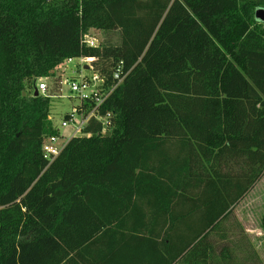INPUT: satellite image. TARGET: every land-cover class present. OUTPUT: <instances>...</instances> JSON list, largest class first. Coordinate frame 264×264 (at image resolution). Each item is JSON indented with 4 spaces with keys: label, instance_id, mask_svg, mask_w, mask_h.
I'll list each match as a JSON object with an SVG mask.
<instances>
[{
    "label": "trees",
    "instance_id": "1",
    "mask_svg": "<svg viewBox=\"0 0 264 264\" xmlns=\"http://www.w3.org/2000/svg\"><path fill=\"white\" fill-rule=\"evenodd\" d=\"M258 8L264 0H0V264H103L117 241L106 236L131 218L135 228L151 218V232L164 221L170 241L146 251L152 264L208 259L213 245L185 232L170 245V230L190 208L205 214L200 237L264 176ZM92 28L120 41L86 45ZM80 57L107 85L122 63L102 105L112 126L92 119L50 162L53 93L36 83H57Z\"/></svg>",
    "mask_w": 264,
    "mask_h": 264
},
{
    "label": "crops",
    "instance_id": "2",
    "mask_svg": "<svg viewBox=\"0 0 264 264\" xmlns=\"http://www.w3.org/2000/svg\"><path fill=\"white\" fill-rule=\"evenodd\" d=\"M261 181H264V176L242 200L231 206L229 216L200 237L193 238V235L203 229L204 225L199 228L197 226L201 217L205 218V214L199 211L190 212L191 209L188 208L187 224H182V229H176L175 232L170 230L173 234L170 245H179L181 239L178 232H185L187 241L193 239L190 245H213L212 253L208 259L202 260V264H264V229L261 226L264 213H260L258 209L264 203V193L258 192ZM133 219L128 221L129 229H125L122 235L114 233L106 236L108 242L115 240L117 234V241L115 246H104L107 257L103 264H152L146 251L151 250L154 245H167L170 241L165 234L163 220L151 232V218L144 220L137 228Z\"/></svg>",
    "mask_w": 264,
    "mask_h": 264
},
{
    "label": "built area",
    "instance_id": "3",
    "mask_svg": "<svg viewBox=\"0 0 264 264\" xmlns=\"http://www.w3.org/2000/svg\"><path fill=\"white\" fill-rule=\"evenodd\" d=\"M90 31V30H89ZM84 43L89 46L98 47L100 44L94 38H88L87 34L84 35ZM84 61L90 60V57H81ZM76 58H67L65 62L68 64ZM122 75V76H121ZM122 63L116 67L115 76L118 78V82L114 85H107L106 80L97 71L91 78L82 76L81 80L68 81L72 92L77 93L80 99V103L77 105L72 113H68V117L64 118L62 122L63 127L70 125L74 128V135L85 134L84 130L89 121L96 119L102 125V131L106 132L112 126V115L110 112L103 113L102 105L110 97L115 87L123 80ZM46 79V78H45ZM44 78H41L40 82H37L36 89L38 92L46 94L48 90L47 83ZM54 96V95H51ZM61 96V95H60ZM51 119V116H49ZM58 130V128H57ZM59 131V130H58ZM73 135V136H74ZM60 136L48 135L45 137L42 152L48 161H53L62 151L65 144H59Z\"/></svg>",
    "mask_w": 264,
    "mask_h": 264
},
{
    "label": "rangeland",
    "instance_id": "4",
    "mask_svg": "<svg viewBox=\"0 0 264 264\" xmlns=\"http://www.w3.org/2000/svg\"><path fill=\"white\" fill-rule=\"evenodd\" d=\"M86 34L88 38H94L100 44V46L105 43H118L120 41V35L117 31H104L94 28L88 31ZM92 61L93 58L84 61L80 57L68 64L65 62L63 65H60L57 71V76L59 77L58 80H56L57 83L51 78H44L48 87V90H46L45 93L47 94L52 92V95H54L50 97L51 103L49 116H51L54 127L58 128L59 130V144H65L74 135L73 126L70 125L68 127H63L62 122L65 118V115L72 113L80 103V99L78 97L79 95L75 92H72L68 81L72 82L75 79L79 81L81 80L82 76L91 78L96 72ZM40 81L41 78L37 80V82ZM33 86L34 85L32 81H30L27 90L32 92V90L35 89ZM258 192L260 194L264 193V181L260 182ZM262 204L263 206H259L258 208L260 213H264V203ZM232 221H234V218H232Z\"/></svg>",
    "mask_w": 264,
    "mask_h": 264
},
{
    "label": "water",
    "instance_id": "5",
    "mask_svg": "<svg viewBox=\"0 0 264 264\" xmlns=\"http://www.w3.org/2000/svg\"><path fill=\"white\" fill-rule=\"evenodd\" d=\"M255 17L257 20L264 22V8H258L255 11ZM36 94H38V91H35Z\"/></svg>",
    "mask_w": 264,
    "mask_h": 264
},
{
    "label": "bare ground",
    "instance_id": "6",
    "mask_svg": "<svg viewBox=\"0 0 264 264\" xmlns=\"http://www.w3.org/2000/svg\"><path fill=\"white\" fill-rule=\"evenodd\" d=\"M73 61V60H72Z\"/></svg>",
    "mask_w": 264,
    "mask_h": 264
}]
</instances>
